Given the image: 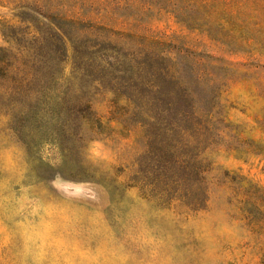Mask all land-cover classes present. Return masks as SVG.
<instances>
[{
	"label": "rangeland",
	"instance_id": "374dc122",
	"mask_svg": "<svg viewBox=\"0 0 264 264\" xmlns=\"http://www.w3.org/2000/svg\"><path fill=\"white\" fill-rule=\"evenodd\" d=\"M0 60V264H264V0H0Z\"/></svg>",
	"mask_w": 264,
	"mask_h": 264
},
{
	"label": "trees",
	"instance_id": "16d2710c",
	"mask_svg": "<svg viewBox=\"0 0 264 264\" xmlns=\"http://www.w3.org/2000/svg\"><path fill=\"white\" fill-rule=\"evenodd\" d=\"M54 26H56L55 24H54ZM1 61V60H0ZM0 67L2 68V69H7L4 65H2L1 63H0ZM83 109L86 111V112H92L91 111V107H90V105L88 104V103H84L83 105Z\"/></svg>",
	"mask_w": 264,
	"mask_h": 264
}]
</instances>
